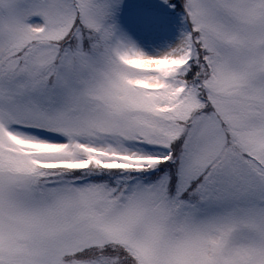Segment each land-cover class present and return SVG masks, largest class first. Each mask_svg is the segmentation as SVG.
I'll return each mask as SVG.
<instances>
[{"label": "snow or ice", "instance_id": "1", "mask_svg": "<svg viewBox=\"0 0 264 264\" xmlns=\"http://www.w3.org/2000/svg\"><path fill=\"white\" fill-rule=\"evenodd\" d=\"M0 264H264V0H0Z\"/></svg>", "mask_w": 264, "mask_h": 264}]
</instances>
